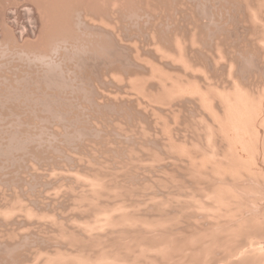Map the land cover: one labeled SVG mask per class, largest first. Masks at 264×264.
I'll return each instance as SVG.
<instances>
[{
  "label": "bare ground",
  "instance_id": "1",
  "mask_svg": "<svg viewBox=\"0 0 264 264\" xmlns=\"http://www.w3.org/2000/svg\"><path fill=\"white\" fill-rule=\"evenodd\" d=\"M34 1L59 18L33 50L0 34V113L44 105L42 122L59 126L74 99L63 105L64 90L96 111L86 107L72 143H57L53 125L48 139L8 133L15 160L30 152L59 178L48 193L27 183L28 195L21 172L0 178L7 264H264V55L246 35L251 23L264 53V0ZM128 3L137 9L126 15ZM42 139L48 149L32 151ZM34 164L24 166L39 176Z\"/></svg>",
  "mask_w": 264,
  "mask_h": 264
},
{
  "label": "rangeland",
  "instance_id": "2",
  "mask_svg": "<svg viewBox=\"0 0 264 264\" xmlns=\"http://www.w3.org/2000/svg\"><path fill=\"white\" fill-rule=\"evenodd\" d=\"M64 2V3H63ZM65 2L66 1H62V6L61 5H59V10H61V9H63L64 7V4H65ZM222 3H223V1H221ZM51 4V2H49V5ZM214 4L215 5H220V2H219V4L217 3V2H215L214 1ZM28 6V7H27ZM133 6H134V8H133ZM130 7V8H129ZM126 8H128V9H126ZM136 10L137 9V7L134 5V4H132V3H128L127 5H126V7H125V13H126V15H128V13H130L131 12V10ZM56 10L55 9H53V11H51L50 10V8L49 7H39V6H37L36 4H35V1L34 0H0V34H2V36H3V39H7V40H13L14 41V43H15V45H18V46H20V47H22L23 48V50H27L28 48H30V49H32L33 50V47H34V45H32V42H36L35 44H37V43H39V42H45V40L46 39H48V35L50 34V33H53V29L56 27V24L57 23H55L56 21H57V19L59 18L58 16H57V13L55 12ZM215 11H216V9H215ZM54 12V13H53ZM101 17V16H100ZM102 18V17H101ZM105 19H104V21H107L108 22V18H106V17H104ZM128 19H126V23H123V25H125V26H134L136 23H132L133 22V20L130 18V16H128L127 17ZM69 19H71V18H69ZM98 19V18H97ZM132 21H131V20ZM97 23V25L98 26H100V25H102V26H105V23H102L101 21H96ZM130 22V23H129ZM246 25H247V31H246V35H247V41H248V45H247V48L248 49H250V50H255L254 52H256V53H258L259 55H261V56H263L264 55V53L262 52V43H258V41H257V36L254 34V28L251 26V23H246ZM242 32L244 31V30H241ZM11 32V34H9ZM13 35L18 39V41H16L15 40V38L13 37ZM22 36V37H21ZM28 36V37H27ZM24 37H25V39H24ZM20 40V41H19ZM123 42H127V40L125 39V38H123ZM207 47V46H206ZM257 48V49H256ZM71 66H72V62H71ZM70 66V67H71ZM74 67H75V64H74V62H73V67H71V68H73L74 69ZM25 72L26 71H22L21 72V74H25ZM263 77H264V72H263ZM32 76H34V75H32ZM0 78H2V77H0ZM7 81L6 79H4L3 78V80L2 79H0V90H2V88H3V90H4V88H6V85H4V84H7V86H8V84H9V82L8 83H5V81ZM2 81H4V82H2ZM36 85V84H35ZM34 85V86H35ZM2 90V91H3ZM54 90V89H53ZM53 90H52V92H53ZM57 89H55V91H56ZM54 91V92H55ZM69 90H64V92H67L68 93V95H70L69 93H71V95L70 96H68L67 94V96L66 97H64V95H65V93L63 92L62 94H61V92H62V90L60 91H57V92H55V93H57L56 95L58 96V93H59V96L60 95H62V96H60V97H64V99H66V100H64L63 101V105H64V103H66L65 105H67L68 103L70 104L71 102V104L70 105H72V106H70V105H67V106H65L64 108L66 109V107H67V111L70 113V112H72V113H68L67 115H66V119L67 118H69V116H70V118L68 119V120H74V121H68V120H66V122L65 123H63L64 121H65V119H64V121L62 120V124L61 125H59V126H57L58 125V122L60 121L61 122V120H58L57 122H56V124L57 125H54V124H52L53 125V127H61V128H59L60 129V131L62 132V133H60L59 135H58V137L60 138V139H58V137H57V139L58 140H55L57 143H61V144H65V142L63 143L62 142V140L63 141H68V140H71L72 142H74V141H78V138L76 139V134L74 133L76 130H75V127L74 126H76V129L80 126V125H83V124H81V123H83L84 121V114H86V113H89V112H91L92 110H95L96 108H95V106H93V105H90V104H86V103H88V102H86V100H83L82 98H83V95L81 94V93H79L78 94V92H75V95L74 94H72V91H69ZM53 92V94H55ZM74 93V92H73ZM76 94H78L79 96L76 98L75 96H77ZM74 96V99H72L73 97H71V96ZM114 97H128L127 95H125V94H123V93H118V94H116V95H113ZM79 101H77L76 99ZM81 98V99H80ZM69 100V102L67 103V101ZM71 99L73 100V101H71ZM75 100V101H74ZM71 101V102H70ZM82 101V102H81ZM134 101V102H133ZM133 101H131V103H133L135 106H137V104H138V101H136V99L135 100H133ZM75 103V104H74ZM78 103V104H77ZM136 103V104H135ZM19 104V103H18ZM18 104H17V106H15L16 107V109H15V112H14V114H11L10 112V115H9V113L7 112L9 109H5V111H4V113H3V111L1 112L2 114H5V116L3 117V119H1L2 117H0V122H2V123H0V125H2V127L1 128H3V127H5V126H9L10 125V123H11V128H10V126H9V128L8 127H5L6 128V130L3 128V130L0 128V130H2V131H0L1 132V136L2 137H4V138H2L1 136H0V139L2 140H4V142H2V141H0V146H1V148H3V150H4V153H3V151H2V157L0 156V161H3V162H0V164H1V167L2 168H4V169H0V178L1 179H3V180H5L6 178V180H8V178L10 179H12V181L14 180V177L16 178V176L17 175H19L20 174V172H21V174L19 175V176H17V178L14 180V182L16 181V183H17V186L20 184L21 185V189L23 190L24 188L26 189L27 187H28V185H27V183L29 184V187L31 188V187H33L34 185H36V186H38V185H40L39 183H41V185L40 186H38V187H42V188H38L39 190H42V191H44V189H46L47 187H49V188H47L45 191L47 192V191H50V188H51V186H49V185H46L45 187L46 188H44V185L45 184H48L47 182L48 181H50V182H52L51 181V179L52 180H54L55 181V183H57L58 182V175L56 174V175H52L51 173H48L47 172V170H46V168L45 167H43V170L41 169V167H40V165H42L43 163H40V162H38V161H33V160H35V159H33L32 157V155H31V153L30 152H23L22 151V153H21V156H20V152L19 153H17L19 156L18 157H20V158H17L18 159V161H20V164H17L16 166L15 165H13V164H15V163H17L18 161L17 160H15L14 158H15V154H16V152L18 151H14L13 152V150L14 149H12V150H10L9 148H8V144L7 143H9V135H8V133L11 135V133H14L15 131H19L22 135H24V136H26V135H29L28 134V132L27 131H31V133L33 132V130H35V128L37 129V131H39V132H33L36 136H38V134L41 132L40 130H43L40 134H42V133H44V131L46 132L45 134L46 135H44V137L46 136H50V135H47L48 134V132L51 130V127H52V125L49 123V121H47V120H45V121H43L42 122V119H45V117L47 118L48 117V115L46 114V113H48L49 114V111H47V108H45V106L44 105H42L43 107H44V110H43V108L41 109L40 108V110L38 111V115L37 114H35L34 115V113L32 112L33 110L32 109H30V107L32 108V106L31 105H27V103H22L21 105L19 104V108H17L18 107ZM73 104H74V108H73ZM84 105V106H81V105ZM23 105H26L27 107H23ZM80 105V106H79ZM23 107V109H25V110H22L21 108ZM41 106V107H42ZM91 106H93V107H91ZM1 108H2V106H0ZM68 107H70V109L68 108ZM79 107H81V108H79ZM85 109H84V108ZM86 107L88 108V110H89V112H88V110L86 109ZM0 108V110H2V109H4V107L1 109ZM77 108H79V109H81V110H79V109H77ZM83 108V109H82ZM17 109H19L18 111H16ZM29 109H30V112H31V114H33V116H31V114H28L29 113ZM75 109V110H74ZM137 109V108H136ZM69 110H71V111H69ZM73 110V111H72ZM84 112H83V111ZM10 111V110H9ZM23 111V112H22ZM25 111H27V113L25 112ZM40 111H42L43 113H44V116H43V113L41 114L40 113ZM80 111H81V113H80ZM96 111V110H95ZM46 112V113H45ZM83 112V113H82ZM0 113V114H1ZM8 115H7V114ZM13 113V112H12ZM16 113V114H15ZM18 113V114H17ZM20 113L21 114H25L26 113V115H24V117H22L21 118V116L22 115H20ZM76 113V114H75ZM80 113V114H79ZM47 116H46V115ZM74 114V115H73ZM77 114H79L78 116H77ZM13 115H18V117H20L19 119V121H20V123H19V121H18V123L20 124H18L16 121H17V119H15V118H17V117H14ZM20 115V116H19ZM28 115V116H27ZM42 115V116H41ZM84 115V116H83ZM7 116V117H6ZM30 116V117H29ZM35 116H38L37 118H38V121L40 122V124H41V122H42V125H40L39 124V122L36 120L37 118H35ZM41 116V117H40ZM73 116V117H72ZM76 116L78 117V119H80V122H79V120L76 118ZM140 116V115H139ZM8 117H10V118H12L11 120H9V121H7V118ZM26 117V118H25ZM29 118V120H28V118ZM43 117V118H42ZM81 117V118H80ZM141 117V116H140ZM25 118V119H24ZM35 118V119H34ZM40 118H42V119H40ZM49 118H50V114H49ZM28 121H27V120ZM40 119V120H39ZM76 119V120H75ZM83 119V120H82ZM4 120V121H3ZM12 120H15V121H12ZM21 120H22V122H23V124H25V125H27L28 127L30 126V123H31V120H33L32 122H33V124L31 123V128H29L28 129V127L27 126H25V125H23V124H21ZM25 122H24V121ZM35 120L37 121V122H35ZM57 120V119H56ZM78 120V121H77ZM5 121H7V125H6V123H5ZM30 121V122H29ZM50 124V126H48L49 124L47 123V122ZM50 121H52V123H54L55 122V120L53 119H51ZM77 121V122H76ZM14 122H16V123H14ZM45 122H46V124H45ZM69 122V123H68ZM80 124H79V123ZM35 123H37V124H35ZM68 123V124H67ZM71 123H72V125H71ZM29 124V125H28ZM44 124V125H43ZM64 124H65V126H67V125H69L68 126V129L70 128H72L71 130L69 129V130H66L67 129V127H65L64 126ZM67 124V125H66ZM75 124H77V125H75ZM79 124V125H78ZM4 125V126H3ZM23 125V127H21ZM33 125H36V126H34L33 128H32V126ZM25 126V127H24ZM37 126H39V130H38V127ZM45 126V127H44ZM47 126H48V128H47ZM14 129H13V128ZM19 127V128H18ZM42 127H44V128H46V129H41ZM52 127V128H53ZM63 127L64 128H66V129H63ZM8 128V129H7ZM17 128V129H16ZM21 128V129H20ZM50 128V129H49ZM13 130V131H11V130ZM16 129V130H15ZM32 129V130H31ZM10 131V132H8V131ZM15 130V131H14ZM75 130V131H74ZM26 131V132H25ZM36 131V130H35ZM68 133H67V132ZM51 132V131H50ZM49 132V133H50ZM69 132H71V133H69ZM27 133V134H26ZM30 133V134H31ZM32 133V135H34ZM66 133V140L63 138L62 139V136L64 135ZM67 134H69V136H67ZM71 134V135H70ZM34 135V136H35ZM8 138H7V137ZM41 136V135H40ZM61 136V137H60ZM71 136V137H70ZM39 137V136H38ZM38 137H36L37 139H40V137L38 138ZM69 137V138H68ZM50 138V137H49ZM74 138H75V140H74ZM47 139H48V137H47ZM51 139V138H50ZM90 139H95V136H91V138ZM8 140V141H7ZM43 140V139H42ZM74 140V141H73ZM7 143H6V142ZM35 142H38V144L37 143H35ZM34 143H35V145H33L34 143H32L31 144V146L33 145V147H30V148H32V151H34V152H36V150H38L39 149V147H40V149L42 148V149H48V147H47V143H46V141H44L43 140V142L42 143H46V145H45V143L44 144H42V146H41V141H35ZM40 142V143H39ZM55 142V143H56ZM70 141H68V143H69ZM72 142H70V143H72ZM6 143V144H5ZM59 143V144H60ZM39 144H40V146H39ZM45 145V146H44ZM6 146V147H5ZM44 146V147H43ZM35 147V148H34ZM38 147V148H37ZM46 147V148H45ZM6 148V149H5ZM34 148V149H33ZM37 148V149H36ZM8 149V150H7ZM8 151H10V153H8ZM11 151H12V153H11ZM38 151H40V150H38ZM37 151V152H38ZM8 153V154H7ZM14 153V154H13ZM29 153V154H28ZM5 154H6V156H7V158H6V156H5ZM13 154V155H12ZM22 155L24 156V157H26V156H28V155H30L28 158L29 159H27V157H26V159L24 158V157H22ZM5 156V157H4ZM13 157V158H12ZM17 157V156H16ZM21 157L22 158H24L22 161L23 162H25V164H23V162L21 161ZM12 158V159H11ZM33 160H32V159ZM11 159V160H10ZM31 159V160H30ZM9 160L10 161H12V160H14V161H12L13 163H9ZM7 161V162H6ZM16 161V162H15ZM26 161H27V163H28V161H30V162H33V164L35 163V164H37V165H35L36 166V168L39 166V171H40V173L38 174L39 176H36L35 174H34V172H33V170H31V168H29V170L30 171H28V170H26V169H28V167H25L26 165H27V163H26ZM9 166V169H10V171H8V173H7V168H8V166L5 164V163ZM21 162H22V164H21ZM19 163V162H18ZM38 163H39V165H38ZM46 163H48L47 161L46 162H44V164H46ZM4 164V165H3ZM12 165V166H11ZM18 165H20V167L18 166ZM25 165V166H24ZM14 166V167H13ZM13 167V168H12ZM16 167H17V169H16ZM25 167V168H24ZM21 168V169H20ZM6 169V170H5ZM14 169H16V170H14ZM24 169V170H23ZM4 170H5V172H4ZM3 171V172H2ZM14 171V173H16L15 175L16 176H14V173L12 174V172ZM24 171H26V172H24ZM28 171V172H27ZM19 172V173H18ZM45 172V173H44ZM2 173H4V175L2 174ZM5 173H6V176H5ZM9 173H11L10 175L12 176V177H10V175H9ZM22 173H23V175H22ZM27 174V175H24V174ZM43 174V177H42V174ZM47 173H48V175H47ZM31 174V175H30ZM33 174L35 175V178H33ZM41 174V175H40ZM45 174V175H44ZM3 175V176H2ZM5 176V178H3ZM24 176H26V177H24ZM28 176V177H27ZM32 176V177H31ZM45 176V177H44ZM47 176V177H46ZM53 176H55V177H53ZM21 179H20V178ZM39 177H40V179H39ZM41 177H42V179H41ZM50 177V178H49ZM33 178V179H32ZM44 178V179H43ZM47 178V179H46ZM56 178V179H55ZM10 179V180H11ZM17 179H18V181H17ZM23 179V180H22ZM28 179H29V181H28ZM37 179H38V181L39 180H41V181H37ZM21 180H22V184H21ZM30 180H34L33 182H31ZM26 181V182H25ZM53 181V182H54ZM38 183V184H36V183ZM15 183V184H16ZM25 183H26V185H25ZM54 183V184H55ZM32 184V186H30ZM44 184V185H43ZM22 185H23V187H22ZM25 186V187H24ZM27 186V187H26ZM27 188L28 189V191H29V193H32V191H31V189L30 188ZM25 189L23 190V192H25ZM33 189V188H32ZM28 191L26 190V194L25 195H28ZM48 193V192H47ZM43 196H44V198H43ZM42 198L43 199H45V193H44V195L42 194ZM46 206H48V205H46ZM60 208V207H59ZM17 226V225H16ZM34 228L33 229H37V231L39 230V228H36L35 226H33ZM32 229V230H33ZM39 231H43L42 230V228H40V230ZM31 235L33 236V238L32 239H34L35 238V233H31L30 234V237H31ZM5 252V253H2V252ZM1 251H0V253H2V254H0V259L2 260H0V264H5V262H6V260H11V255L7 252V251H5V249H4V247L2 248L1 247ZM4 255V256H3ZM2 257V258H1ZM5 259H4V258ZM9 257V258H8ZM6 264H7V262H6ZM29 264V263H28ZM30 264H32V263H30Z\"/></svg>",
  "mask_w": 264,
  "mask_h": 264
}]
</instances>
